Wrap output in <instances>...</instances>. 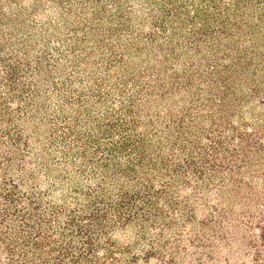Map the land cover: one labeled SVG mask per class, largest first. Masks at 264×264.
<instances>
[{
	"label": "rangeland",
	"instance_id": "obj_1",
	"mask_svg": "<svg viewBox=\"0 0 264 264\" xmlns=\"http://www.w3.org/2000/svg\"><path fill=\"white\" fill-rule=\"evenodd\" d=\"M0 264H264V0H0Z\"/></svg>",
	"mask_w": 264,
	"mask_h": 264
}]
</instances>
